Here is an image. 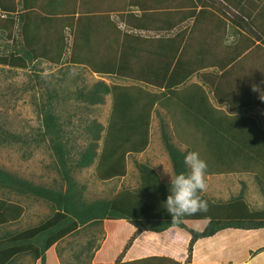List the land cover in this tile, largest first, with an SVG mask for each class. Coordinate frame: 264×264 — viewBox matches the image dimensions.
<instances>
[{"label": "rangeland", "instance_id": "374dc122", "mask_svg": "<svg viewBox=\"0 0 264 264\" xmlns=\"http://www.w3.org/2000/svg\"><path fill=\"white\" fill-rule=\"evenodd\" d=\"M82 1L83 2L80 3L78 0H43V4H41V0H33L39 9L41 6L45 8L43 13L39 11L36 12V15L45 17L43 19H37L36 17L33 20H28L22 15L20 17L21 22L18 18L15 22L13 21L14 23H18L16 29L12 32L6 31L7 33H3L1 37L0 57L10 52L16 53L18 50L19 53L16 54H23L24 51H29V53H31L30 58H27L26 67L3 65L0 62V124H3V129L22 135L26 140L28 139L31 145L20 146L23 144L17 142L1 145L0 167L37 185H44L46 187H53L60 183L63 185L64 181L58 170H56V167H54V165L56 166L54 162L55 156L48 145L49 141H39L38 145H36L37 143L34 138L38 137L37 133L42 125L39 108H42L41 105L48 102L49 93L55 90L61 96H71V92L75 90L76 86H82L83 84L91 86L98 80H103L113 86L118 85L120 91L129 90L131 92L142 86L150 95L157 96L156 99L154 98V103L152 102L153 106L149 109V143L146 149L139 154L127 157L125 165L126 174L120 178L101 179L99 176V158H97L95 163L90 167L75 171L73 174L74 179L80 186L85 187L83 190L84 198L88 201H93L95 199H110L116 192L124 188L135 189L139 187V172L136 167L137 162L147 163L160 173L166 183L170 182L171 175L174 176V172L164 145L162 136L164 128L170 135L172 142L178 145L179 143L181 144L179 146L182 147V150L190 147L191 151L198 152L201 158L207 162V169L220 170L221 173L214 175L205 174L206 190L203 192L205 195L211 198L225 200L231 196L241 194L252 209L258 210L264 208V191L261 189L262 186L257 179V176L260 174L264 179V170L262 171L264 167L261 168L262 166L254 164L253 169L244 168L242 160L245 157H243V159L242 157L240 158V153H236L235 149H230V146V154L237 156L239 159H234L232 162L216 160V156L214 153H212V155L208 148L209 142H212L210 143L211 145L214 143L213 140H211L212 135L204 131L202 125H193L190 119L186 118L187 114L185 113H179L177 120V113L174 112V109L177 111L181 110L182 105L180 103L182 102V97L189 95L195 90L201 89L206 95V97H203L206 99V103L209 107H214L213 109L221 112V114L226 116L229 115V117L237 119L236 122L247 123V125H244V127H247V129H245L248 131L247 133H249L251 137H256L259 143H264V116L261 113V111L264 110V100L260 98V91H253V85L264 90V0H254L257 7L260 6V9L262 8V10H259V15L257 17H255L254 13L255 6L253 7V4L250 5L249 3L246 4V9H244L243 14L242 12L240 13L243 17L255 18L252 23L244 22L239 16L233 18L237 22H243L245 26L244 29L247 32L250 30L251 35L250 37L241 35L242 42L237 44L232 51L220 50L219 48L222 44L217 41L221 36L224 38L226 35L223 34L219 36V33L221 34L222 32L232 30L230 23H220V21L223 20L222 18H209L207 14L204 18V14H201L197 22V30H201L198 36H207L211 39L210 42H207L205 47L212 46L217 41L214 44L216 49L212 53H210L209 50H205L208 57H204V55L201 54L197 62L199 63L198 65L187 67L185 63L186 52L179 55V61L173 63L179 41L173 42L171 45L172 56L170 60L175 64V70L170 85L179 81H175L177 78L188 77L178 84V86H174L173 89H171V87L170 90L167 88V82L160 85L152 82L160 83V81L156 79H159L160 73L166 72L162 71L167 70V66L164 63L165 56L159 57L162 55V53H159L160 50L169 51L168 48H161L157 45L156 42H163L162 40H156L155 34L150 33L148 35L152 40L149 39L136 43L140 51L136 52V54L134 52V55H132L134 67L132 66L131 68L128 65L123 69L126 77L138 79L137 81L131 83L129 82L131 78L121 79L114 75V73L107 74L108 71L112 72L114 70V65L116 66V56L121 54V52L118 51L120 46L119 39L116 38L118 31L117 26L120 22L119 17L116 18V15H111V13H109V15L107 14L102 17L91 18L88 16V8H86L89 3L86 2L87 0ZM105 2L106 3H102L96 7L95 11L100 12L105 8L129 11L131 7L129 5L131 3H121L120 0H105ZM170 2L171 1L168 0H159L153 3L154 8L159 7L161 9L153 16H163V18H165L169 13H162V11L167 9ZM91 4L93 3H90V5ZM171 4L175 3L172 2ZM74 5L76 9H74V14L71 17L68 15L64 17H55V15L46 17L48 13L54 14L55 11L62 13V11L67 10V12H69L73 9ZM47 8H56V10L50 11L47 10ZM140 13L139 15L128 12L130 18L139 24L138 26L151 29V27L147 25V18L149 17L150 19L151 14ZM192 13L195 15V11ZM1 14L2 13H0V15ZM33 15L35 14L32 13V16ZM175 15H179V12ZM7 17V19H9L8 15ZM5 21L7 20L0 19V22ZM122 30H125V28ZM251 30L254 31V34ZM123 32H133V30ZM35 36H39L40 40L38 42V37L35 39ZM135 36L139 39L145 38V34H137ZM258 39L261 40V44L256 46L255 43ZM127 40H129V37H127ZM226 40L228 39L226 38ZM153 41L154 43L152 44ZM228 44H230V42ZM44 45L46 47H44ZM62 45L63 49L60 50L59 46L61 47ZM31 46L37 48L42 46V49H46L44 57H37L35 53H32ZM59 51L62 52L61 56L59 55ZM125 52L127 51H124V53ZM224 53L230 55L222 57ZM141 54L144 56L147 55V64L143 66L145 71H139V69H141L140 58L142 61L145 60L143 56L140 57ZM73 57H75L74 61L71 60ZM220 57L222 58L220 59ZM234 59H236L235 64H233L234 66L229 68L222 77L214 71L205 72L199 70L198 74H201V78L205 80L207 86L205 88L199 85V78H197L198 76L194 73L201 65L209 68V64H217L220 70L226 71L225 66ZM189 69L190 71H188L187 74L183 73L184 70ZM229 80L230 82L228 83L227 81ZM217 81H220L219 86ZM132 84L136 86L129 88ZM215 88H217V90H215ZM225 91L228 94L227 96H224ZM167 95L169 97L164 99ZM147 96L150 98L149 95ZM113 99L114 97L109 94L104 104L97 105L92 108V110H89L86 108V105L73 98L68 99L67 97L66 101L59 98L56 100L53 99L52 108L54 112L62 115L64 119L67 117L71 118L68 125L65 126L70 139H72L70 140V144L76 147L74 157L78 150L84 148L88 139L87 132L85 131L86 125H84L82 119L88 121L89 118H97L104 127H107L109 117L113 111ZM260 100L262 103L258 105L257 101ZM249 106H253L254 110L250 111L251 109H248ZM140 107H143V104L137 106L136 109ZM259 107L262 109L260 110ZM136 109L134 110L136 111ZM104 133L105 131L103 130L102 134L104 135ZM103 144L104 139L102 138L99 142V154L103 151ZM254 152H256L254 154L262 158L258 159H261L264 163V152L258 149L254 150ZM244 160H247V158ZM234 166L238 167L241 171L233 170L234 172L231 171L228 173L227 170L233 169ZM258 171H262V173ZM0 196L4 197L5 195H1L0 193ZM10 197L14 202H18L24 207L23 213L19 217V222H13L14 224H12L15 229H21V227L24 226L21 231H25V227L36 226L50 214V209L43 199H36L33 196H23L17 193L11 194ZM103 225V233L99 235V238L106 237L105 240L102 241V248H104L106 254L101 257H103L105 261H108L107 263H113L123 250L127 239L130 237L127 236L128 238L125 241L122 240L131 229H128V226H126L129 225L130 227V224L108 221L104 222ZM82 232L60 240L59 243L51 249V254L47 255L46 263L50 258H52V262L49 261V264H90L93 262V258L87 256L90 252H94V247H91L89 253L85 250L88 248L86 244L90 238L87 241L86 238L90 232ZM227 233L229 234L225 236V238L227 237L229 239L233 237L231 239V244L234 243L235 245V249L232 251L233 256L229 259L227 254H225L226 256L220 254L218 259L213 258L217 261L216 263L224 264L235 261V263L237 262L239 264H264V249L255 254L252 253V251L258 250L257 248L264 247V238H261L262 240L259 241V243H255V236L250 235L252 238L249 239L248 236H240L238 235L239 233L234 231ZM110 235L113 236V239H109ZM107 238L108 240H106ZM85 246L87 248H85ZM82 248L83 254L79 257V261L74 260L73 254H80ZM115 248L119 249L117 253L115 251V256L108 255L109 252L114 251ZM144 253L147 254L148 252L145 250L142 254ZM137 264L177 263L170 262L164 258H158L148 259L138 262Z\"/></svg>", "mask_w": 264, "mask_h": 264}, {"label": "trees", "instance_id": "16d2710c", "mask_svg": "<svg viewBox=\"0 0 264 264\" xmlns=\"http://www.w3.org/2000/svg\"><path fill=\"white\" fill-rule=\"evenodd\" d=\"M28 9V13L24 14V16L28 20H33L36 17L34 15L32 16V13H36L29 7ZM73 14L74 12H72L70 17ZM44 17L45 16L40 17L37 15V19H43ZM254 19L249 18L250 23H252ZM239 24L244 26L242 23ZM244 28L245 27H243V29ZM251 32L254 34L253 30H251ZM249 35L251 34L249 33ZM37 37L38 42L40 38L39 36H35V39ZM31 47L32 53H35L37 57L41 56L43 58L44 54H46V49H42V46L40 48ZM44 47L46 46L44 45ZM59 49L62 50L63 45L61 47L59 46ZM18 51H16V53H19ZM16 53L10 52L0 57L1 64L26 67L27 58H30L31 53H29V51H24L23 54ZM61 54L62 52L59 51L60 56ZM74 58L75 57L71 58V60L74 61ZM133 62L132 54L125 52L119 58L120 67L117 68L114 65V70L112 72L108 71V73H114L116 76L126 79L123 69L128 65L131 68L132 66L134 67L132 64ZM140 70L145 71L142 67L139 71ZM116 72H121L122 74ZM160 74L161 75L158 74L159 79H156L160 81V83L152 81L151 76L150 79L153 83L158 85L167 82L168 90H170L171 87V89H173L174 86H178V84L188 77L185 76V79L181 82L173 81L174 83L170 85L173 76L170 77L167 73ZM176 80L177 79H175V81ZM135 86L136 85L132 84L129 88ZM199 90H195L189 95L182 97V102L180 103L182 105V111L174 109V112L177 113L176 118L179 113H185L187 114L186 118L190 119L193 125H202L204 131L212 135L211 140H213L214 143L211 145L210 143L212 142H209L208 148L211 154L214 153L217 158L216 160L232 162L234 159H239L237 156L230 154L229 148L231 147L230 149H235L236 153H240V158H247V160H244L245 158L242 160L244 168L253 169L254 164H258L263 168L264 163L261 160L262 158L254 154L256 153L254 150L258 149L264 152V143H259L256 137H251L250 134L247 133L248 131L245 130L247 127H244L246 124L236 122L237 119L230 118L229 115H227V117L221 114V112L209 107L203 96H197V91ZM71 93V96H61L55 90L49 93L48 102L42 104V108H39L42 125L37 133L38 137H34L37 143L36 145H38L39 141H49L48 145L55 156L54 162L56 166L54 165V167L58 170L65 185H61V183L53 187L37 185L0 167V193L1 195H5L4 197L0 196V223L10 220L15 222L23 213V205L11 199L10 195L13 193L23 196H33L36 199H43L50 209L49 216L36 226L26 228L25 231L22 232H10L6 239H0V264H4L6 260L11 258L12 254L14 255L16 252L22 251L33 254L34 259L40 258L41 264H46V252L51 246L69 235L79 234L82 231V233L90 232L86 238V241L90 238L86 244L88 248L85 246V248H87L85 250L89 253L91 247H94V252H90L87 256L89 258H94L95 251L101 247L102 241L104 240V237L99 238V235L103 233V224L105 220H125L135 229L134 233L126 241L117 259L114 263L109 264H123V258L133 245L134 240L139 234L146 231L161 233L174 226H179L188 230L191 235L188 246L189 255L187 261L183 264H192L190 263V255L198 239L212 236L227 228L244 230L264 228V208L258 210L252 209L241 194L223 200L211 198L202 192L200 196L203 200L207 201L208 204L206 212H197L173 220L171 215L163 207V202L166 201L169 195L170 182L166 183L155 168L143 162L136 163L139 172V187L135 189L124 188L116 192L110 199H95L93 201H88L84 198L83 194L85 187L80 186L74 179V172L90 167L95 163L96 159L99 158V176L101 179L107 180L124 176L126 174L125 165L127 157L143 152L149 143V109L153 106L154 98L156 99L157 96L150 95L142 86L131 92L129 90L120 91L118 85H108L102 80L94 82L91 86L86 84L76 86L75 90ZM109 94H111L114 99L112 104L113 111L109 117L108 126L104 127L97 118H89L88 121L82 119L84 125H86L85 131L87 132L88 139L84 148L78 150L74 157L76 147L70 144V140L72 139H70L65 126L68 125L71 118L67 117L64 119L62 115L54 112L52 108L53 99L56 100L59 98L66 101L67 97L68 99L73 98L86 105V108L89 110H92L95 106L104 104ZM147 95H149L150 98ZM168 97L167 95L164 99ZM257 103H261V101H257ZM141 104H143V107L136 109V107ZM252 108L254 107L249 106L248 109ZM134 109H136V111ZM2 125L3 124H0V146L12 144L14 142L22 143L23 145L20 146L31 145L28 139L26 140L22 135L3 129ZM103 130L105 131L104 135L102 134ZM162 136L174 175L180 172H187L188 169L184 165L183 160L184 156L188 152H191L190 147L182 150V147L179 146L181 144L179 143L178 145L172 142L170 135L164 128ZM102 138L104 139V148L102 153L99 154V142ZM234 168L227 170V172L233 170L241 171L236 166H234ZM263 170L264 168L262 171ZM262 171L258 172L262 173ZM206 173L214 175L221 172L216 169H207ZM257 179L262 186L261 189L264 191V179L261 177V174L257 176ZM189 218L208 220L209 223L203 230L196 231L188 228L183 223V219ZM82 254L83 248L80 254H73L74 260L79 261V257ZM148 259L153 258L137 260L134 261V263L137 264L138 262ZM90 264L93 263L91 262Z\"/></svg>", "mask_w": 264, "mask_h": 264}, {"label": "crops", "instance_id": "0c3cea01", "mask_svg": "<svg viewBox=\"0 0 264 264\" xmlns=\"http://www.w3.org/2000/svg\"><path fill=\"white\" fill-rule=\"evenodd\" d=\"M110 1H112V0H110ZM120 1H121V3H131V4H129L131 6L129 11L128 10L122 11V10H118V9L116 10V9L105 8V9L101 10L100 12H96L95 11L96 7H98L102 3H106L105 0H102V1H100V0H87L86 1L87 3H89V5L87 4L86 8H88V10H87L88 16L91 18H97L99 16L102 17V16L107 15V14L109 15V13H111V15H116V18L119 17L120 22L117 26L118 31H117L116 38L119 39L120 46H119L118 51L121 52V54L116 56V66L119 67V65H120L119 58L124 54V51H127L130 54L134 55V52L136 54V52L140 51V49H138V46L136 43H140L142 41L149 40V39L152 40V38H150L148 36L151 33V34L156 35L155 36L156 40H158V41L162 40L163 43L156 42L159 47L169 49V51L160 50L159 53H162V55H160L159 57L165 56L164 63L167 66V70H164L162 72L166 71L165 73H167V75H169L170 77L173 76V73L175 70V67H174L175 64H173V63H176L177 61H179V55H182L183 52H186L185 63L187 64V67H192V66H196L199 64L197 62H198V59L201 57V54H203L204 57H206V56L208 57V54L205 52V50H209V52L212 53L216 49V46H214V44L217 41L221 42V44H222L219 48L220 50H223V51L224 50H228V51L231 50L232 51L233 48L237 44L242 42L241 41L242 36L250 37V35H249L250 31L247 32L246 30L243 29V27H245V26H241L239 24V23H242L244 25V23L240 22V21L238 23L233 18H236L239 16L244 20V22L249 23L250 22L249 18H251V17H247V16L243 17L242 15H240L241 12L243 14L244 9H246V4H248V3L250 5L253 4V7L255 6V10H254L255 17H257L259 15V10H262V8L260 9V6L257 7V4L254 2V0H249V1L248 0H168L171 2L169 3L167 9H164L162 11V13H169V14H167L165 16V18H163V16L162 17H154L153 16L155 13H157L158 11L161 10L159 7L154 8V6H153V3H155L156 1H159V0H120ZM78 2L81 3L83 1L78 0ZM172 2H174L175 4H171ZM90 3H93V4L90 5ZM190 3H192V4H190ZM41 4H43V0H41ZM28 7L30 9H32L33 11H35V13L39 12V11L41 13H43V10H45V8L43 6H41L39 9L38 6L35 5L33 0H0V13H2L0 15V19L1 20H7L5 22H0V40H1L3 33H7L9 31L12 32L16 29V26L18 25V23L17 22L14 23V22L17 20V18L20 21V17L22 15L26 14L27 11L29 10ZM74 9H76L75 5L73 6V9L69 12H67V10L62 11V13H60L59 11H55L54 14L48 13L47 17H52L53 15H55V17H64L66 15L70 16L72 14L70 12H74ZM47 10L54 11V10H56V8H53V9L47 8ZM194 11H195V15L192 13ZM128 12L139 14V15L141 14L140 12L151 14L150 19H149V17L147 18V25L150 26L151 29L142 28V26H138L139 24L137 22H134L130 18V14H128ZM177 12H179V15H175V14H177ZM201 14H204V18H205L206 14L209 18H214V17L222 18L223 20L220 21V23L221 22H224L226 24L230 23V25L232 26V30L222 32L221 34L219 33V36H221L223 34H226V35L224 36V38L221 36L219 38V40H217L212 46L205 47L207 42H210L211 39L207 36H198L199 32L201 30H199V29L197 30V28H198L197 22H198V18ZM7 15L9 16V19H7L8 18ZM34 16L37 17L36 14ZM40 17H42V15H40ZM244 18H246V19H244ZM123 28H125V30H122ZM128 30H133V32H123V31H128ZM144 31H146V32H144ZM137 34H140V35L145 34V38L139 39L135 36ZM159 35H162V36H159ZM127 37H129V40H127ZM226 38L228 40H226ZM178 41H179V46L176 48L177 53L174 55L175 58H174V62L172 63L170 60V57L172 56L171 45L173 42L175 43ZM229 42H230V44H228ZM153 43H154V41L152 42V44ZM260 44H261V40H259V39L256 40L255 45L257 46ZM202 50H203V52H202ZM226 53H227V51H226ZM226 53H224V55L222 57H226V56L230 55V54H226ZM141 56H143L145 58L144 61L141 60V58H140ZM146 56L141 54L139 57L140 58V65L142 68H143V66H145L147 64L146 63ZM222 57H220V59ZM235 61H236V59H234L231 63H229L225 66L226 71L220 70L219 66H217V64L216 65L209 64V66H208L209 68H207V66L201 65L200 68L194 73L198 76L197 78H199L198 79L200 82L199 85L202 87H205V88L207 86L205 80L201 78V74L200 75L198 74L199 70H202L205 72L214 71V72H217L218 75L222 77L226 74V72L229 70V68L234 66L233 64H235ZM132 64H134V63H132ZM144 70H145V68H144ZM188 71H190V69L184 70L183 73L187 74ZM116 73H121V72H116ZM107 74H111V73L107 72ZM114 75H116V74H114ZM124 75H126V74H124ZM118 77H120V76H118ZM120 78L122 79V77H120ZM130 78L126 77V79H130ZM184 79L185 78H183V77L177 78V80H179L180 82L183 81ZM137 80L138 79L131 78V81H129V82L134 83V81H137ZM220 81H217L218 86H219ZM227 82L229 83L230 80ZM128 84H130V83H128ZM218 86H217V88H218ZM217 88H215V90H217ZM202 89L205 90L204 88H202ZM213 89H214V87H213ZM197 94H198L197 96L206 97V95L204 94V92L202 90L197 91ZM227 95L228 94L225 91L224 96H227ZM261 103H262V101H261ZM259 104L260 103H258V105ZM261 109L262 108H260V110ZM252 110H254V108H252L250 111H252ZM261 113L264 116V110L261 111ZM263 119H264V117H263ZM244 124L247 125V123H244ZM19 220L20 219H17V221H15V223L19 222ZM108 221H110V222H123L125 224H129L125 220H105L104 222H108ZM183 223L190 229H193L196 231H201L207 226V224L209 222H208V220L189 218V219H185V220L183 219ZM12 224H14L13 220H10V221L4 222V223H0V239L1 240L6 239L7 235L10 232H16V231L22 232L21 230H22V227H24V226H22L21 229L20 228L15 229L12 226ZM126 226H128V229H130V228L131 229H130V231H128V234L126 235V237L124 239L122 238V240H124V241L129 236H131L135 231V229L132 225H130V227H129V225H126ZM26 228H29V227H25V229ZM231 231L239 233L238 235H240V236L246 235L249 237V239L252 238L251 236H255L256 237V240H254L255 243H259V241L262 240L261 238H264V228L257 229V230H244V229H236V228H227V229L221 230V231L213 234L212 236L198 239L197 242H195V244L193 246L192 253L190 255L191 256L190 263H192V264H210V263L211 264H221V263H216L217 261H215L213 259V258L218 259V256H220V254H224V255L227 254V256H229L228 258L231 259V256H233L232 251H234V249H235L234 243L231 244L232 243L231 239L233 237H230L229 239L227 237L225 238V236H228V234H229L227 232H231ZM111 234H113V233H111ZM225 234H227V235H225ZM65 238H67V237H65ZM105 238H104V240H105ZM190 238H191V235L188 232V230H186L182 227H179V226L171 227L168 230L161 232V233L150 232V231L142 232L141 234H139L137 236V238L134 240L133 245L125 254V256L123 258V264L134 263V261L146 259V258H151V257L153 259H158V258L163 259L164 258L166 260H169L170 262H175L177 264H183L188 259L187 256L189 255L188 246H189ZM109 239H113V236L110 235ZM106 240H108V238ZM59 241H57L53 246H51V248L49 250H47L46 257H47V255L51 254V252H52L51 249L54 246H56L59 243ZM102 244H101V247L95 252V256H94L93 262H92L93 264H109V263H107L108 261H105V259H103V257H101L102 255L105 256V254H106V251L104 250V248H102ZM240 244H241V242H240ZM118 248H115L114 251H110L108 255H110V256L113 255V257H114L115 254L119 250ZM262 248H264V247H259V248H257L258 250L252 251V253L255 254V252L257 253L258 251H262L263 250ZM145 250L148 253L142 254L143 252H145ZM115 251H116V253H115ZM49 261L52 262V258H50V260H48V262L46 264H49ZM227 263L235 264V261H231V262H227ZM4 264H41V260H40V258L34 259L33 254H30L26 251H22V252H16L14 255L12 254L11 258L6 260L4 262ZM237 264H239V263H237Z\"/></svg>", "mask_w": 264, "mask_h": 264}, {"label": "clouds", "instance_id": "9594fccd", "mask_svg": "<svg viewBox=\"0 0 264 264\" xmlns=\"http://www.w3.org/2000/svg\"><path fill=\"white\" fill-rule=\"evenodd\" d=\"M253 91H260V98L264 100V90L253 85ZM183 163L188 171L180 172L174 176L170 174L169 195L163 202V207L173 220L197 212H206L208 208L207 201L200 196V193L206 190L207 162L201 158L198 152L191 151L184 156Z\"/></svg>", "mask_w": 264, "mask_h": 264}]
</instances>
